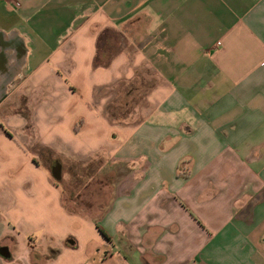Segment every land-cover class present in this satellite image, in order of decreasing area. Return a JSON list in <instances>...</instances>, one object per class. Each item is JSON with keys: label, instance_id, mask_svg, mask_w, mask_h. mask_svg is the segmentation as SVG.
<instances>
[{"label": "crops", "instance_id": "0c3cea01", "mask_svg": "<svg viewBox=\"0 0 264 264\" xmlns=\"http://www.w3.org/2000/svg\"><path fill=\"white\" fill-rule=\"evenodd\" d=\"M0 264H264V0H0Z\"/></svg>", "mask_w": 264, "mask_h": 264}, {"label": "rangeland", "instance_id": "374dc122", "mask_svg": "<svg viewBox=\"0 0 264 264\" xmlns=\"http://www.w3.org/2000/svg\"><path fill=\"white\" fill-rule=\"evenodd\" d=\"M103 196H104V197H107L108 195L105 194V195H103ZM91 197L93 198V195H91V196H89V197L87 196L86 199H90ZM85 201H87V200H85ZM99 201H100V200H99ZM77 206H78V207H84V205H80L79 203L77 204Z\"/></svg>", "mask_w": 264, "mask_h": 264}, {"label": "water", "instance_id": "95a60500", "mask_svg": "<svg viewBox=\"0 0 264 264\" xmlns=\"http://www.w3.org/2000/svg\"><path fill=\"white\" fill-rule=\"evenodd\" d=\"M60 177V172L58 173V175L56 176L57 179H59ZM71 244H74L73 242H71Z\"/></svg>", "mask_w": 264, "mask_h": 264}]
</instances>
